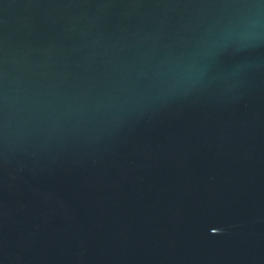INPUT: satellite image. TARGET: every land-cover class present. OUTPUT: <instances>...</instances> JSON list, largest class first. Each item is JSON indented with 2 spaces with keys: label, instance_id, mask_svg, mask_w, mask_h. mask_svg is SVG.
Returning a JSON list of instances; mask_svg holds the SVG:
<instances>
[{
  "label": "water",
  "instance_id": "95a60500",
  "mask_svg": "<svg viewBox=\"0 0 264 264\" xmlns=\"http://www.w3.org/2000/svg\"><path fill=\"white\" fill-rule=\"evenodd\" d=\"M0 264H264V0H0Z\"/></svg>",
  "mask_w": 264,
  "mask_h": 264
}]
</instances>
